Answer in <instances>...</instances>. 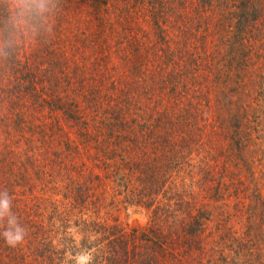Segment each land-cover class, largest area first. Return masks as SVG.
<instances>
[{
  "label": "rangeland",
  "instance_id": "1",
  "mask_svg": "<svg viewBox=\"0 0 264 264\" xmlns=\"http://www.w3.org/2000/svg\"><path fill=\"white\" fill-rule=\"evenodd\" d=\"M4 190L0 264H264V0H0Z\"/></svg>",
  "mask_w": 264,
  "mask_h": 264
},
{
  "label": "clouds",
  "instance_id": "2",
  "mask_svg": "<svg viewBox=\"0 0 264 264\" xmlns=\"http://www.w3.org/2000/svg\"><path fill=\"white\" fill-rule=\"evenodd\" d=\"M19 3H26V0H18ZM35 3V0H27ZM20 15H24L23 12ZM12 198L7 190L0 192V225H4V230L0 232L5 243L10 247H16L24 241L27 230L21 226L17 216L12 211Z\"/></svg>",
  "mask_w": 264,
  "mask_h": 264
},
{
  "label": "trees",
  "instance_id": "3",
  "mask_svg": "<svg viewBox=\"0 0 264 264\" xmlns=\"http://www.w3.org/2000/svg\"><path fill=\"white\" fill-rule=\"evenodd\" d=\"M153 236H155V235H153ZM153 236H148L145 234H143V235L134 234L131 237V241L134 242L135 244H137V242H138V241H135L136 239L141 240L144 243H155ZM140 237H141V239H140ZM137 245H139V243ZM126 250L129 251L128 248ZM126 258L129 261L130 257L128 255H126ZM125 261H126V259L123 258V256H118V254H117L115 257H113V259H108L106 264H121Z\"/></svg>",
  "mask_w": 264,
  "mask_h": 264
}]
</instances>
